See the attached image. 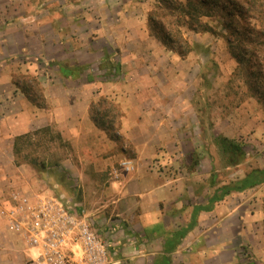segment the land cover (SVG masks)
I'll return each mask as SVG.
<instances>
[{
  "label": "crops",
  "instance_id": "obj_1",
  "mask_svg": "<svg viewBox=\"0 0 264 264\" xmlns=\"http://www.w3.org/2000/svg\"><path fill=\"white\" fill-rule=\"evenodd\" d=\"M115 2L114 20L111 19L114 25L105 27L103 23H97V27L91 26L86 15L87 19L80 17L78 20L77 16L75 22L72 19L68 24L70 33L75 36L74 51L62 57V50L56 52L53 49V61L59 66L56 78L38 72L46 109L37 108L25 98L13 84L10 70H5L6 64L0 62V207L8 204L11 189L36 194L51 189L41 174L36 173V178L32 179L29 166L14 164L12 142L17 135L54 125L64 141H68L76 152L85 154V162L94 168V172L109 171L108 178H103L105 182L100 187V195H96L97 200L95 196L89 199L92 204L96 201L99 209L87 211L108 241L114 264H264L262 217L255 218L244 210L255 202L253 197H245L247 191L231 193L213 203L210 211L196 212L199 207L207 206L210 198L206 192L208 188L204 189L191 177L199 172L200 166L189 169L191 162L183 157L186 162L179 175L159 170L158 164L166 163L156 161L160 146L170 147L168 151L173 148L179 151L182 148L178 145L189 143L180 137L172 138L171 128L188 129L194 122L198 123L192 105L194 93L188 88H156L160 75L158 57L141 55L147 52L146 43L153 39L146 18H140V25L122 23V16L129 18L132 15L130 9L122 11L131 0ZM112 32L120 39H113ZM122 35L130 36H125L122 41ZM58 37L53 27L50 42L53 48L60 49L66 43ZM131 38L134 45L125 50L127 40ZM113 42L121 55L118 62L113 60L114 57H108L112 51L108 44ZM48 45L41 40L34 46L22 43L27 55L39 59L40 53L47 54ZM63 59L69 62V69L85 66L86 70L69 71L65 76L59 70L65 68L61 65ZM37 61L32 66H38ZM94 64L100 66V72L93 73ZM114 66L118 69L116 75L111 73ZM124 71L129 82L135 81L134 87L112 80L107 82L106 78L118 79ZM173 76L179 80L181 75L168 74L169 78ZM99 97H105L119 107L122 112L120 133L134 149L133 171L118 180L109 176L118 161V156L113 153L116 144L106 139L89 114L90 105ZM105 152L109 153L103 156ZM168 154H171L169 164L175 166L178 158L181 160L183 156L180 151ZM162 169H165L163 165ZM76 174L80 175L78 171ZM39 176L43 183L40 186L35 183ZM90 179L96 183V178ZM109 227L117 230L112 239L108 235ZM36 253V249L9 230L5 220L0 219V264H28Z\"/></svg>",
  "mask_w": 264,
  "mask_h": 264
},
{
  "label": "rangeland",
  "instance_id": "obj_2",
  "mask_svg": "<svg viewBox=\"0 0 264 264\" xmlns=\"http://www.w3.org/2000/svg\"><path fill=\"white\" fill-rule=\"evenodd\" d=\"M124 1L127 3L129 0ZM138 1L131 0V3L122 9V11L127 9L132 11L129 18L121 17L122 23H130V26L133 24L140 25V18L143 17L146 18L147 25V17L153 10L156 0ZM237 1L241 2V0ZM113 8L116 9L115 0L110 2L106 0H0V62L6 64L7 67L5 68L7 69L4 68L5 70H10L12 82L15 76L33 75L34 73L38 76V72H40L39 74L48 73L50 78H56L58 63L53 61V49L56 52L62 50L63 52H60V54L64 57V54L69 55V52H73L76 47L74 43L75 36L70 33L68 28V24L72 22V19L74 20V17L77 16L79 17L78 20L80 17H87L90 19L89 25L94 27L98 26L97 23H103L105 27L111 24L114 25L115 22L112 21L114 20L112 17ZM214 11L216 12V10ZM96 20H99V22H96ZM200 20L212 27L216 34L209 32L194 33L183 26L179 27L184 39L202 46V48H198L185 56L184 58L188 57L187 60L178 56L177 53L167 50L154 37L146 43L147 52L141 53V55L153 54L160 58V60L156 58L157 67L160 68L158 69L160 75L156 80V88H188L194 93L192 105L199 119L198 123L194 122L193 126L188 129L171 128V133L173 131L172 138L174 136L180 137L183 141H189V143L185 142L178 145L179 149L182 148L179 151L183 156L181 160L179 157L176 161L178 162L177 166L169 164L171 154L168 153L176 154L179 151H176L175 148H173V151H168L170 147L160 146L157 154L159 158L157 157L156 161L161 160L163 163L166 161V163H157L159 170L166 172V174L179 175L186 162L183 157L196 159L198 161L196 166H200V169H198L197 174L195 173L191 177L195 183L201 185L204 189L208 188L206 192L211 197L215 191L214 189L241 179L252 168L264 166V108L254 98L248 96L244 78L237 71L236 63L229 55L225 39L227 31L222 28L221 24L223 17L216 12L213 18L203 17ZM121 22L119 21V23ZM53 27L55 33L59 36L58 38L66 43L60 49L53 48V43L50 42ZM138 29L140 32V26ZM111 34L113 39H120L113 32ZM125 36L122 35V41L125 40ZM131 39L127 40L126 46L122 42L125 50L126 48L130 50L131 46L134 45V40ZM39 40L45 45L49 44L47 54L40 53L41 59L35 57L38 59L37 63L39 65L32 66L34 62L36 63V59L32 55L26 54V48L22 47V43L26 46H34ZM114 44V42L108 44L112 50L108 57H112V59L114 57L113 60L118 62L121 55ZM163 56L167 58L165 59ZM43 60H46L45 64ZM68 63L64 59L61 60V65L66 68L69 67ZM84 69L86 70L85 66ZM92 69L93 73L100 72L99 65L97 67L94 64ZM170 73L180 74V79H176V76L169 78L168 74ZM125 74H127L126 71L119 75L118 79L108 77L106 80L110 83L109 80H112V82L129 84L134 87L135 81L129 82ZM164 74H167V77ZM136 87H139L138 82H136ZM42 96H45L43 87ZM44 99L45 107L42 109L47 108L46 98L44 97ZM98 99L92 104L97 103ZM107 101L108 103L102 105V109H110L111 107L112 109L108 116H105V124L107 125V122L112 120L113 123L118 125L120 133L122 112L114 102L109 99ZM48 127L53 131H58L54 125H48ZM102 133L108 139L106 133L103 131ZM120 135L122 141L119 144L114 142L116 147L113 149V153L118 156V161L114 164V167H117L120 161L130 160L134 156L132 144L121 133ZM217 135L226 136L244 146L246 156L239 165L235 167L225 166V160L219 153L215 143ZM66 142L69 145L68 148L57 149L52 156L60 158L59 168L49 166L46 171L41 173L30 167L32 170L30 174L33 175L32 179L36 178L37 174H41L44 182L51 188L47 191L44 189V193L40 194L42 197H53L60 193L70 194L81 201L87 210H98V203L94 201L92 204L89 199L95 196V200H97L96 195H100V187L105 182L103 178H108L109 171L99 170V172H94V168L85 162L87 159L85 154L76 152L71 144L68 141ZM121 145L125 149L124 152L121 150ZM108 153L105 152L102 155ZM162 165L165 169H162ZM196 166H192L191 162V169L194 170ZM76 171L80 175H77ZM197 177L199 178L197 179ZM90 178H96V183H93ZM42 179H40V176L37 177L35 183L43 185L41 183ZM38 191L41 192L40 189ZM246 191L245 197H253L255 202L244 210L250 212L255 218L258 216L263 218L264 185ZM27 192L30 193L31 191ZM205 195L207 194L205 193Z\"/></svg>",
  "mask_w": 264,
  "mask_h": 264
},
{
  "label": "trees",
  "instance_id": "obj_3",
  "mask_svg": "<svg viewBox=\"0 0 264 264\" xmlns=\"http://www.w3.org/2000/svg\"><path fill=\"white\" fill-rule=\"evenodd\" d=\"M214 10L223 17L221 24L227 31L225 39L229 55L244 78L248 96L264 108V0H156L147 17V28L150 36L157 39L167 50L184 58L202 46L184 39L179 27L183 26L194 33L216 34L212 27L200 20L203 17L213 18L214 13L216 14ZM59 70L68 76L69 71L76 70L79 73L85 69L84 66H79ZM112 72L116 75L117 66L113 67ZM13 84L37 108L45 107L42 87L35 73L15 76ZM106 103L107 99L100 97L97 103L91 105L92 121L106 133L108 139L119 144L122 137L118 125L112 120L105 124V116H108L112 109H102V105ZM215 143L226 167H235L244 160L246 151L242 144L223 135H217ZM68 146L58 131L46 126L13 138V162L17 166L27 165L42 173L49 166L59 168L60 158L52 157L53 153ZM121 150H125L122 145ZM188 160L192 162V166L198 164L196 159ZM261 185H264V166L252 168L241 179L216 188L208 199L207 206L199 207L196 212L210 211L213 203L223 200L231 193L243 192ZM262 229L264 234V215Z\"/></svg>",
  "mask_w": 264,
  "mask_h": 264
},
{
  "label": "built area",
  "instance_id": "obj_4",
  "mask_svg": "<svg viewBox=\"0 0 264 264\" xmlns=\"http://www.w3.org/2000/svg\"><path fill=\"white\" fill-rule=\"evenodd\" d=\"M134 162L120 161L110 171L113 180L133 171ZM0 219L37 250L28 264H114L109 243L90 219L83 203L70 194L42 197L11 189ZM117 230L109 227L110 239Z\"/></svg>",
  "mask_w": 264,
  "mask_h": 264
}]
</instances>
